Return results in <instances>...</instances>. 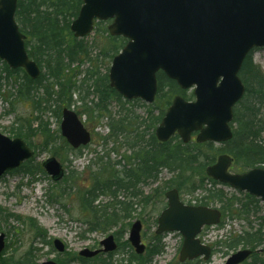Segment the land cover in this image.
Here are the masks:
<instances>
[{
    "label": "water",
    "instance_id": "95a60500",
    "mask_svg": "<svg viewBox=\"0 0 264 264\" xmlns=\"http://www.w3.org/2000/svg\"><path fill=\"white\" fill-rule=\"evenodd\" d=\"M17 6L18 0H0V60L13 70L23 69L35 80L41 70L26 51V37L15 19ZM109 20L110 35L128 40L113 60L111 88L129 101L140 99L153 104L157 73L162 71L180 89H194V101L181 96L174 99L155 132L160 142L166 143L176 134L184 144L195 133L199 144H222L233 138V109L246 92L239 73L247 55L264 48V0H83L70 29L75 38L81 39L93 32L95 21ZM62 119L61 134L73 149L91 142L90 132L73 111L64 109ZM33 157L34 152L22 139H10L0 132V178ZM233 161L229 155H221L206 169L207 176L264 202V169L234 174L230 172ZM43 168L54 181L64 176L55 158L44 162ZM166 198L168 206L158 219L156 234L182 235L181 263L210 260L212 250L201 243L199 236L205 227L221 222V212L185 205L176 189L167 192ZM141 231L142 223L136 221L129 234L138 255L146 249L141 244ZM5 238L0 234V253L5 249ZM101 246L103 250L86 249L80 256L93 258L117 250L113 235ZM54 247L60 253L65 251L59 240L54 241ZM251 255L249 249L239 250L226 264H243Z\"/></svg>",
    "mask_w": 264,
    "mask_h": 264
},
{
    "label": "trees",
    "instance_id": "16d2710c",
    "mask_svg": "<svg viewBox=\"0 0 264 264\" xmlns=\"http://www.w3.org/2000/svg\"><path fill=\"white\" fill-rule=\"evenodd\" d=\"M82 5V0H18L16 21L20 31L26 36L25 46L28 55L38 64L41 75L34 80L23 70H11L6 64H4L3 71L6 74L5 79L13 83L16 98L31 102L35 113L51 111L52 106H55L56 111L53 113L60 120L63 108H73L74 94L82 87L78 86L75 80L73 67L78 64L77 67L79 68L83 59L92 62L91 46L84 39H76L70 30L71 24L78 17ZM108 24L109 22L95 23L94 32L98 42L94 40L91 45L93 48L98 43L104 59L113 60L125 47L127 40L122 37H111L107 30ZM253 53L254 51L247 56L240 72L246 93L234 110L233 139L221 147H217L213 143L197 144L195 142L184 145L178 136L164 144L157 140L155 137L156 126L160 124L173 99L176 96H182L186 99L193 98L192 94L188 98V92L182 91L176 82L169 80L162 72L157 75L158 94L156 101L147 107L149 116V124H147L145 122L147 119L141 118L144 122L139 123L140 118L129 108L126 109L125 106L130 103L123 102V98L110 88L107 75L102 77L93 69L88 71L87 79L95 80V84L88 87V95L91 94V90L93 91L92 94L99 95V103L93 111L87 108L86 104H83L87 115H94L96 111L100 113V116H102L101 113L106 114V118L109 120L110 134L103 140L119 144L122 136L130 137L131 144L129 142L127 144H129V149L133 150L132 155L125 158L127 163L121 171L115 169L116 165H120V163H105L104 159L100 158L97 163L100 170L98 173L91 174V185L84 190H79L78 202L81 207V215L87 218L90 231L104 232L117 228L118 231H116L115 236L120 246L121 238L124 236L126 228L130 226V224H121V222L124 218L131 216L134 203L119 201L116 204H109L111 210L110 208L101 210L100 205H96V202L102 195L109 194L111 197L117 198L121 189H136L141 183L157 181L161 169H167L177 174L166 182L162 189H156L151 195L145 196L140 191H134L132 194L139 198L144 206H156L155 201L163 202L164 193L168 189L176 188L180 194H189L204 189L207 183L214 186L219 185L207 177L206 168L214 164L221 154H229L234 158V169L237 173L256 167L264 168V121L259 118L261 107L264 105V72L254 64ZM98 57L93 60H97ZM95 74L97 76H94ZM98 77L101 78L98 79ZM110 101H116L120 105V116L122 115L120 119L115 120L109 113L107 105ZM134 103H140V101H134ZM155 113L157 116H154ZM33 121L17 118L18 127L12 128L11 134L23 139L41 136L40 148L49 150L53 157H60L58 144L61 141L64 142L67 155L75 152L60 137L61 135L59 136V131H51L49 124L43 122L41 118H36L38 128L33 129ZM144 124V127L141 126ZM151 130L152 133L146 141V136ZM36 156L35 153V157L25 163L16 174L30 176L32 180H35L39 173L45 175L42 164L35 162ZM75 181L76 177L73 175L65 176L64 182L66 184ZM53 188L58 190V193L54 191L56 195L51 191ZM47 194L51 203L68 196L61 183H54ZM226 196L228 194L223 190H209L206 196L195 200L206 206L224 202L225 206L221 208L223 217L227 214L226 216L231 218L249 221L253 212L258 213L259 200L244 194V202L241 201L243 199L233 195L227 198L228 201H225ZM11 218H16L17 221L27 224L26 219L21 217L4 215V211L0 208V220L6 221V219ZM261 219L260 229L251 228L250 231L241 236L230 235L225 238V241L215 242L214 247L229 250L250 249L253 251L250 258L253 260L251 264H264V260L256 252L264 243V218ZM28 223L30 229L34 231L35 238L41 239L43 243L51 244L47 240L48 233L46 230L39 227L35 220L29 219ZM223 225L222 222L220 227ZM149 239L145 254L140 256L135 254L127 240L124 241V245L119 249H123V252L126 251L125 249L128 251L125 252L126 257L123 256L121 260L122 264L124 262L127 264H152L156 256L163 254L162 237L153 234ZM8 250L9 247L4 254L0 255V264H36L35 249L31 248L29 252L16 260L13 256H6ZM113 256L114 254L109 256V261L112 260ZM70 260L80 264H111L109 261H103L100 256L84 259L76 254H65L60 264H66Z\"/></svg>",
    "mask_w": 264,
    "mask_h": 264
},
{
    "label": "rangeland",
    "instance_id": "374dc122",
    "mask_svg": "<svg viewBox=\"0 0 264 264\" xmlns=\"http://www.w3.org/2000/svg\"><path fill=\"white\" fill-rule=\"evenodd\" d=\"M95 37L96 33L92 32L87 37L81 38L91 46L90 53L92 62L83 59V63L79 68L77 67L78 64L73 67V70L75 71V80L78 86L82 87L74 94V104L72 110L77 113V115L82 119L85 127L91 132L92 142L80 151L78 150L80 154L76 151L70 153V155L66 154L67 152L64 142L61 141L58 144V153L60 157H56L57 161L63 164L62 166L67 175L70 174V176L73 175L76 177V181L74 183L71 182L66 184L63 180L58 182L61 183V186L65 187L68 196L60 198L59 200L57 199L53 201V203L47 202L44 199V196L47 197V193H49L51 186L54 185V181L50 176L47 175L46 177L41 173L37 175L36 181H32V177L30 176L11 174L10 172L6 173L0 179V208L4 211V215L9 214L21 217L22 219H26L27 222V224L21 223L17 221L16 218L6 219V221L0 220V234L6 235V243L9 245V250L6 253V256H13L15 260L19 259L26 252H29L32 248L36 250L34 252L36 264H42L50 260L56 262L58 261L57 263L60 264V261L65 254L78 255L79 252L84 249H90L92 251L100 249V242L109 235H115L116 231H118L117 228H112L104 232L95 230L90 231V225L87 223V218H84L81 215V207L78 202L79 190H84L90 186L91 174L98 173L100 170V167L97 164L100 158H103L105 163H120V165H116L115 169L121 171L127 163L125 158L132 155L133 151L132 149H129V144H127V142L131 144L130 137L122 136L119 144L113 141H103V138L109 136L110 133L108 127L109 120L106 118V114L101 113L102 116H100V113L96 111L94 115H87L85 110L86 108L83 106V104H86V107L92 109L93 111L99 103V95L92 94V90L91 94L88 95V87L95 84L94 79H87L89 76L88 71L93 69L99 73L100 76L104 77L107 75L109 78L113 61L109 58L104 59L103 55L100 53V45H98V43L92 48L91 44L94 43V40L98 42ZM97 57V60H93ZM252 60L254 64L259 66L264 72V49L256 51L252 56ZM3 67L4 61L0 60V132L8 138L14 139L16 137H14L10 131L12 128L18 127L16 124L17 118L30 121L34 120L33 129L38 128V122L35 121L36 118H41L43 122L49 124L51 131H59L60 136L61 119L59 120L57 115L53 113L56 111V107L52 106L51 111L46 110L41 113H35L31 102L18 100L16 98V91L13 88V83L12 81H7L5 79L6 74L3 71ZM94 76H97V74ZM99 78L101 77H98V79ZM191 94L192 91H189L187 97L190 98ZM10 95H12V98H10ZM123 102L128 101L123 99ZM128 103L130 104L125 106L126 109L129 108L140 118L139 123L144 122L141 119L143 118L144 120L147 119L145 122L149 124V116L147 112L148 105L143 101H140V103L130 101ZM107 107L112 118L115 120L121 118V107L116 101H110ZM154 116H157L156 113ZM259 118L264 121V105L261 107ZM141 126L144 127L145 124ZM157 127L158 125L156 128ZM151 133L152 130L147 134L145 139L146 141L149 139ZM22 140L25 141L27 145L37 154L35 160L37 164H42L53 157L49 150L40 148L42 143L41 136H34L31 139L22 138ZM221 146L222 145H217V147ZM234 167L233 172L237 173ZM176 174L177 173H172L167 169H161L158 181L141 183L136 189H121L117 198L111 197L109 194L102 195L99 197L96 205L99 204L101 210H104L106 208H110L109 204H116V202L119 201L134 203L131 216L124 218L121 224H132L136 220H140L143 225L142 242L148 246L150 240L149 238L155 231L154 222L159 214H161L164 210L163 208L166 202L165 199H162L163 202L155 201L156 206H144L143 202L132 193L134 191H140L144 193L145 196L150 195L154 189H162L165 183L174 178ZM219 189H224V191L229 194L226 196L225 201L229 200L227 198H229L230 195L243 199L241 200L242 202L245 200L243 196L244 194H240L231 188L219 187ZM209 190L214 191L210 184H206L204 189H200L195 193L183 194V198L186 201L195 200L196 198L206 196L207 191ZM51 191L58 193V190H54V188L53 190L51 189ZM223 206H225L224 202H218L210 205V207L220 210ZM226 215L227 214H225L224 219H222V222L224 223L222 227L215 226L207 229L202 237H200L204 243L212 246L215 242L225 241V238L230 235L241 236L245 232L250 231L251 228L260 229V224L262 223L261 218H264V203L259 202L258 213L255 214L253 212L249 217V221L245 219L231 218ZM29 219L35 220L39 227L47 231V240L51 241V245L43 243L41 239L34 237V231L29 227ZM129 229L130 227L126 228V232L121 238V245L119 248L122 247L124 245V241L128 239ZM55 239H58L65 244L66 253L64 255L54 249L53 241ZM163 242L165 250L162 255L153 259L152 264H186L179 261L182 242L181 237L178 234L166 235ZM238 249L229 250L219 247L216 248V253L213 255L211 260L204 261L203 259H199L192 261L191 264H224L227 258L237 252ZM260 249L263 250V252L259 254L260 258L264 260V243L261 245ZM125 250V252L128 251L127 249ZM123 251V249H118V251L114 253L111 261L108 259L109 254L103 255L101 259L105 262L109 261L111 264H122L121 260L123 259V256L126 257V254ZM252 261L253 260L249 259L247 264H251ZM66 264L80 263L72 262L70 260ZM123 264H127V262H124Z\"/></svg>",
    "mask_w": 264,
    "mask_h": 264
},
{
    "label": "flooded vegetation",
    "instance_id": "af4514ba",
    "mask_svg": "<svg viewBox=\"0 0 264 264\" xmlns=\"http://www.w3.org/2000/svg\"><path fill=\"white\" fill-rule=\"evenodd\" d=\"M24 166V165H23ZM23 166H21L19 169H17V170H13V171H9L11 174H16V172L17 171H19V170H21V168L23 167ZM158 181V180H157ZM152 182V181H151ZM156 189H158V188H156ZM156 189H154L153 191H152V193L151 194H153V192L156 190ZM166 193H167V191H165V193H164V196H163V199H165V202L167 203V200H166ZM150 194V195H151ZM194 206H201V204H199V203H195L194 204ZM223 216V215H222ZM155 227H157V224H156V226Z\"/></svg>",
    "mask_w": 264,
    "mask_h": 264
}]
</instances>
